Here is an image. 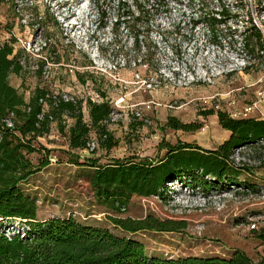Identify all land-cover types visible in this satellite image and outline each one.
<instances>
[{"label": "rangeland", "instance_id": "rangeland-1", "mask_svg": "<svg viewBox=\"0 0 264 264\" xmlns=\"http://www.w3.org/2000/svg\"><path fill=\"white\" fill-rule=\"evenodd\" d=\"M226 1L230 17L209 32L205 19L216 8L212 0H204L201 17L199 0H166L149 35L138 36L139 49L126 26L114 23V3L100 1L98 8L93 0L0 3V44L9 41L18 53L23 69L9 80L20 93L28 99L41 87L80 100L87 123V99L107 100L112 106L103 122L105 132L92 128L84 149L69 147L73 119L65 114L33 141L36 150L28 155L32 164L39 167L45 156L48 162L21 188L37 199L40 219L72 215L105 225L141 241L148 257L228 258L240 251L256 262L264 255L250 228L252 222L255 230L264 228V144L233 150L231 160L238 169L234 179L168 180L163 198L134 195L120 213L181 222L183 228L174 231L130 234L113 228L106 218L112 210L96 199L90 185L95 166L89 160L96 166L117 159L155 160L164 155V143L216 148L229 135L218 124L216 110L228 112L232 101H253L259 89L264 96V52H247L241 41L251 22L264 37V0ZM262 103L264 115V99ZM169 116L198 128H169ZM106 143L113 144L107 148Z\"/></svg>", "mask_w": 264, "mask_h": 264}, {"label": "trees", "instance_id": "trees-1", "mask_svg": "<svg viewBox=\"0 0 264 264\" xmlns=\"http://www.w3.org/2000/svg\"><path fill=\"white\" fill-rule=\"evenodd\" d=\"M100 1L114 3V23L117 26L123 24V28L126 26L132 34L133 47L138 49V36L149 35L161 6L166 2L93 0L97 8ZM212 1L216 8L205 19L209 32L216 22L231 15L228 1ZM198 3L201 17L204 0ZM100 13L103 15L104 11ZM138 21L140 25L136 27ZM241 41L247 52H264L263 34L252 22L244 30ZM150 47L146 45L148 50ZM14 50L9 41L0 44V264H264V255L254 262L240 251H234L228 258L148 257L141 241L117 234L105 225L87 223L72 215L40 219L37 199L21 188L22 182L48 162L45 156L39 167L32 164L28 155L36 150L33 141L49 131L51 122L60 123L65 114L73 119L67 134L69 147L84 149L92 128L105 132L103 122L110 116L112 106L107 100L87 99V123L80 100L64 99L41 87H36L27 99L9 80L12 73L20 74L23 69ZM144 63L151 65L150 61ZM216 115L218 124L229 131V135L214 149L190 142L164 143V155L155 160L117 159L97 166L94 161H87L88 165L95 166L90 175L94 196L112 210L106 218L113 228L130 234L183 228L181 222L171 219L161 220L152 215L132 218L120 213L134 195L163 198L168 180L200 176L218 183L236 177L238 169L231 160L233 150L264 140V118H233L220 109L216 110ZM166 126L184 131L198 128V125L181 122L173 116L167 118ZM112 144L106 143L105 147L110 148ZM253 231L264 250V228Z\"/></svg>", "mask_w": 264, "mask_h": 264}, {"label": "built area", "instance_id": "built-area-1", "mask_svg": "<svg viewBox=\"0 0 264 264\" xmlns=\"http://www.w3.org/2000/svg\"><path fill=\"white\" fill-rule=\"evenodd\" d=\"M264 99L263 90L259 89L256 93V99L250 102H245L240 105H237L235 102H231L230 106L232 107L227 113L229 116L233 118H244L254 116L255 114L257 117L264 118V115L261 113L260 109L263 105L262 100ZM259 143L264 144V140H260ZM250 228L252 230L257 229V225L255 222L250 224Z\"/></svg>", "mask_w": 264, "mask_h": 264}]
</instances>
